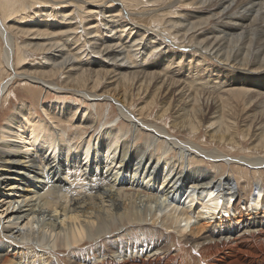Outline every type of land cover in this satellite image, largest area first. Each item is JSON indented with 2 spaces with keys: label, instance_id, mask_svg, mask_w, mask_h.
Masks as SVG:
<instances>
[{
  "label": "bare ground",
  "instance_id": "1",
  "mask_svg": "<svg viewBox=\"0 0 264 264\" xmlns=\"http://www.w3.org/2000/svg\"><path fill=\"white\" fill-rule=\"evenodd\" d=\"M179 8L195 12L188 15ZM0 39V70L4 67L6 73L0 81L1 264H74L62 252L75 257L78 247L107 237L118 241L115 253L79 264H145V257L154 256L162 262L161 253L144 249L142 241L128 242L134 230L143 234V226L166 229L193 243L217 231L220 241L211 238L200 251L211 260L224 253L230 258L209 264H245L243 249L233 250L241 243L247 256L264 255V220L245 222L257 212L264 219V181L257 179L256 191L245 195L238 180L245 181L238 177L243 173L231 168L262 173L264 122L245 125L239 133L226 99L232 90L207 79L213 74L203 59L217 67L264 72V0H0ZM168 46L196 50V73L173 79L167 72L176 59L196 58ZM146 49L162 52L160 60L168 65L144 64L140 58ZM30 54L39 55L41 65L32 68L26 60ZM165 68V76L156 72ZM15 81L38 86L45 94L109 103L131 127L119 132L105 124L91 139L82 136L79 143L64 145L61 126L69 121L84 132L97 127L99 113L96 109L81 117L78 105L63 99L41 104L45 119L19 108L1 124ZM206 82L221 95L228 91L213 97L211 117H205L209 111L201 108L203 96L194 91L207 89ZM135 92L154 95L152 104L159 99L166 104L158 116L172 112L171 127L179 133L198 134L208 124L211 141L245 152L235 157L217 146L204 148L191 137L179 140L157 119L150 121L148 109H137ZM238 93L249 109L256 105L253 117L264 120V95L249 89ZM251 132L254 145L247 151L242 140ZM136 133L148 134V150L131 143H136ZM162 142L164 157L158 153ZM150 149L157 154L150 155ZM135 150H140L137 156H128ZM169 150L179 152L181 161L168 158ZM205 159L230 172L214 178L209 166L201 168ZM227 217H236L237 223L232 226Z\"/></svg>",
  "mask_w": 264,
  "mask_h": 264
},
{
  "label": "rangeland",
  "instance_id": "2",
  "mask_svg": "<svg viewBox=\"0 0 264 264\" xmlns=\"http://www.w3.org/2000/svg\"><path fill=\"white\" fill-rule=\"evenodd\" d=\"M178 11L185 13V14H188V15L195 12V10L192 8H190L189 10L184 9V8H179ZM173 19H177V18H173ZM85 22H87V20ZM32 37H30V38H32ZM30 38H29V40H30ZM104 39H106V38L104 37ZM20 41H23V40L21 39ZM30 41H35V39L33 38V40H30ZM0 45H2L1 39H0ZM168 48L172 52L179 50L180 52L184 51L183 53L186 52L188 54V56L195 55L196 59L181 60L180 63H178V59H176L175 60L176 63L172 65L173 67L171 69L168 70V68H165V72L164 71H156V70H152V71L159 72L160 74H162L164 76L170 72L169 75H171L173 79H180V78H183L185 76L188 77L190 73H196V63H197V59L199 58L196 55V50H193V48L192 49H188V48L183 49V48H180L177 46L176 47L168 46ZM150 51H151V49H146L145 56L140 58V60L144 64H154L156 62H158V63L160 62L162 67H166L168 65V60L167 61L160 60V58H161L160 55L162 54V52H160L159 54L158 53L149 54ZM30 55L26 60H27V62L32 64V66H31L32 68H36L39 65H41L42 59L40 58L39 55H37V54H32L31 56ZM203 59H204V63L206 64L207 68L209 69V72L211 74H213V75L208 74L207 79L210 78L211 82L214 83V85H219L221 87L224 86L225 89L232 90V92L229 91L228 95L226 96V99L230 102L231 106H233L231 109L232 110L231 116L233 118L232 120L236 123V126H238V128H239V133H241V131L244 127L251 126V124H254L253 126H257L258 124L261 123V125H262L264 122L263 119H260V118L258 119V118L253 117L254 114L258 112L255 109L256 105L249 109L247 106L244 105V95L239 94L238 92L240 90H243V89H249V90H253V92H256L260 95H264V72L254 71L253 69H249V68H247V69L236 68V67H233L232 65H230V66L229 65H227V66L220 65L217 67V64H214L208 58L205 57ZM198 61H199V59H198ZM201 68L203 70V67H201ZM167 70H168V72H167ZM5 78H6V73H5V70L3 67L0 70V81H3V79L5 80ZM208 85H210L209 82H206L205 86L207 89H201V88H198V90L193 89L196 93L203 96V100L205 102L202 100V103H205V104H202L201 108H204L205 113L209 111L205 117L212 115L211 114L212 112H210V111H213V112L215 111V109L213 108V105H211V104H213V101H212L213 97L214 96H216V97L222 96L223 94H226L228 92L227 91L226 93H222V95H221L211 85H210V87H207ZM105 86H106L105 87L106 89H109V87H107L108 86L107 83L105 84ZM200 86H202V85H198V86H194V87H200ZM233 91H235V92L233 93ZM11 92H12V94L10 95V97H8V101L6 103L4 102V107H2L3 110L1 113V115H2L1 116V124H5L7 119H10L13 115L16 114V112H18L17 110L19 108H23L24 110L31 112L33 117L38 116L42 119H45V115L42 111L41 104L46 103V102L48 103V101L52 102V101L57 100V99H63V100L70 101V102H73V104L78 105V107L81 109V113H80L81 117H83L86 112H91V111L97 109L98 113H99L98 117L100 119L97 118V120H96L97 127H92L94 129L87 128L83 132L80 129L74 127L75 126L74 123H69V121L67 123H65L63 126H61L63 128V132H65L62 136H60L61 142L64 145H68V141H72L74 143H79L82 136L83 137L85 136L87 139H91L93 131L96 130L97 128L100 129L105 124L108 127L112 126L115 130L117 129L116 131H119V132L128 131V129L131 127L128 123H126L125 121H123L119 117V115H120L119 112H117V110L114 108V106L109 104V103L104 104L102 102H98L96 104H93L94 103L93 101H86V100L81 99V98L79 99L78 97L76 98L75 96L72 97L71 95H69L68 97L66 96V98H63L61 96L60 97L56 96L55 94H45L43 89L39 88L38 86L32 85V84L27 85V84H25L24 81H22V82L15 81L13 86H12ZM134 95H135V99H134L133 103L135 104L137 109L141 108V107H145L146 109H148L147 113L148 114L151 113V115H150L151 120L150 121H153V119L154 120L157 119L158 123H160L161 125H165V127L167 126L169 133H171V135L177 137L179 140L182 141V140L186 139L187 137L188 138L191 137V138H193V141L195 143L200 144L204 148H208V149L209 148H216V146H217L218 148H220L224 152H227L231 156H235V157H238V156H240V153L245 152L244 150H243L244 152L243 151L241 152L242 149L241 150L240 149H232V148L229 149V147L227 145L222 146V145L216 144L215 142L211 141L209 135H211L212 131L210 132V129L208 128V124H206V126L201 128V132L198 134L196 133V134H192V135L189 134L188 135L185 133H179L178 131L174 130L171 127L172 122L174 120V118L172 116L173 115L172 112L167 111L164 113L163 117L158 116V115L162 114L161 108H163L166 104H163L160 99L158 101H156L154 104H152L151 101H152L154 95H151V96L140 95L139 96V94H137V92H135ZM238 99L240 102L238 101ZM79 102H81V103H79ZM107 104H108V106H107ZM83 105H85V106H83ZM30 109H32V110H30ZM221 113H224V111L221 110ZM249 116H250V118H249ZM102 118L104 121L102 120ZM115 120H117V121H115ZM146 120H148V119L146 118ZM136 135H137L136 140H135L136 143L131 141L132 144H134V145L136 144L139 147L141 146V147H143V149L146 148L144 151L148 150L149 146H152L149 143V141L147 142V135H148L147 133H145L144 135L139 136V137H138V133H136ZM195 137H197V138H195ZM240 137H242V136L240 135ZM146 142H147V144H145ZM242 142L245 143L244 148H246V150H247V148L253 146L254 141H253L252 132H251V135L248 137V139L244 138L242 140ZM161 145L163 148L162 147L160 148ZM141 147H140V149H141ZM164 147H165V145L163 144V142L161 144H159L158 153L160 154V157L163 154ZM18 150L22 151L23 147L21 149H18ZM153 150L154 149H150L147 152L150 155H153V153L157 154ZM138 151H140V150H135L133 152V154L128 153V156H132L131 158H133V157L137 156ZM247 151H249V149ZM176 152H178V151H176ZM250 153H251V155L254 154L253 151H251ZM62 154H66V156L72 157V158L73 157L75 158L78 155L76 153H71L68 151H64V152H62ZM78 156L80 158H82V155L79 154ZM173 156L176 160L181 161L180 158L182 156H181V154H179V152L177 154V153H175V151L171 152L169 150L167 157L173 158ZM162 157H164V156L162 155ZM209 161L210 160L207 161L205 159L204 162H200V164L202 166L201 168L203 169V168H205V166H207V167L209 166L208 168L210 169V171H212V173L215 172L217 174L216 177H214V178H219L222 175H224L226 172H230L231 168L235 174L239 173V172L241 174L243 173V176L241 175L238 177H242V179L244 178L245 181L241 180V179H238V180H240V182L242 183V185H241V183L239 182L240 188H242V191L245 192V195L250 194L251 192H255V187L257 185V182H256L257 179L264 181V169L262 170V173H258V172L256 173V172H252V169L251 170L250 169H244V168L241 169L237 166L234 167V165L231 166V168L230 167L228 168V166H226V165H222V166L218 167V166L214 165L213 162L210 163ZM193 164H194V166L197 165V167H200V166H198L199 161H197V160H194ZM146 165H147V163H145L144 168L146 167ZM182 168L183 167H181V169ZM219 169H220V171H219ZM214 170H217V171H214ZM83 195H84V193L81 192V196H83ZM237 206L239 209L240 203L237 204ZM260 216H262V213H259V212H257L256 214H253V218H249V216H246L245 222L250 223V224L261 223L264 219L261 218ZM226 220H228V222H231L232 226H233V224L237 223L236 217H230V218L227 217ZM228 222H225V223H228ZM252 227L257 228L258 225L252 226ZM132 229H134V227H132ZM115 230L116 229H114V231ZM134 231L132 232V237L128 238V242H130V244L142 241L144 249H154L155 251H158L159 253H161L159 255V258H161L163 263L158 261L159 259H157V260L154 259V257H155L154 256V257H148V258L145 257L147 259H145L143 257L144 259H143L142 263H145V264H158V262H159V264H164V263L165 264H209V263L218 261V259L221 257L226 258L227 260H229V258H230L229 254L224 253V254H222V256H217L216 258L212 257V260H211V259L205 258V255L203 254V252L200 251L201 248L204 249V246L202 244H204V243L206 244L208 242L207 240H211V238H212V240L215 241L217 239V237H218L217 231H214L213 233L212 232H206L204 235V239H197V240H195L194 243L191 240H188V238L178 237L174 233H168L166 229H159V228H154V227H150V226H143L142 230H141V232L143 233L142 235L135 234L136 232H134ZM220 232H221V230H219L218 233H220ZM143 237H144V239H143ZM246 238H249V237H246ZM246 238H244V239H246ZM229 239L233 240L234 238L230 237ZM229 239H225V240H229ZM217 240L220 241V239H217ZM0 242H1V240H0ZM117 242L113 241L112 238L107 237V238H105V240L103 242L86 243L84 246H80L77 249H75V252H76L75 257L72 256L73 255L72 253L69 254L70 252L69 253H67V252L63 253L62 252V258L64 260H66L67 263L74 262V264H79V262L84 263L83 261H86L88 259L90 260L91 258L98 259L99 257L101 258L102 256L106 257V256H109L111 253H113V251L115 253L116 249L114 247H115V245H117L116 244ZM126 245L127 244H125L124 246H126ZM209 246H207L205 248H209ZM233 250L234 251H241V250L243 251V254H240V256H242V260H243L242 262H244L245 264H248L249 262H251V260H252V262L249 264H260V263L264 264V255L254 259L255 256H250V255L247 256L246 254H244V253H246V251L248 249H246V251H245V249L243 247V243L238 244L237 248H235V249L233 248ZM199 252H200V254H199ZM63 254H66V255H63ZM243 255H244V258H243ZM78 256H80V257H78ZM166 256H167V258L165 259ZM200 256H203V257H200ZM168 257H169V259H168ZM152 258H153V260H152ZM200 258H202V259H200ZM129 262L132 263V260H128V263ZM255 262H257V263H255Z\"/></svg>",
  "mask_w": 264,
  "mask_h": 264
},
{
  "label": "built area",
  "instance_id": "3",
  "mask_svg": "<svg viewBox=\"0 0 264 264\" xmlns=\"http://www.w3.org/2000/svg\"><path fill=\"white\" fill-rule=\"evenodd\" d=\"M255 191H256V188H255ZM235 204H236V203H235ZM237 208H238V206H237ZM239 209H242L241 205H240ZM242 210H243V209H242ZM239 226H240V225H239Z\"/></svg>",
  "mask_w": 264,
  "mask_h": 264
}]
</instances>
